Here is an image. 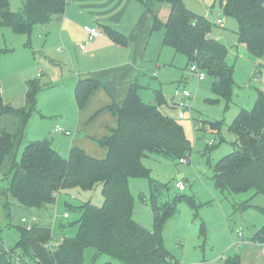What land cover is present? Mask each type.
I'll use <instances>...</instances> for the list:
<instances>
[{"label": "trees", "instance_id": "trees-1", "mask_svg": "<svg viewBox=\"0 0 264 264\" xmlns=\"http://www.w3.org/2000/svg\"><path fill=\"white\" fill-rule=\"evenodd\" d=\"M141 1V0H138ZM169 4L165 22L151 11L149 32L163 28V45L174 50L175 55L186 56L187 64H197L213 77V90L228 102L234 84L233 65L228 62L229 47L213 33L214 23L206 17L191 12L183 0H153ZM222 13L234 16L238 28L236 42L259 60L256 69L264 65V2L263 0H217ZM68 0H23L21 10H12L8 0H0V26H11L16 33L29 34L33 26L47 23L54 15L64 13ZM108 35L124 43L118 32L107 28ZM25 104L15 108L1 100L0 114L16 117L15 131L0 128V166L9 161L3 173L7 179L4 191V208L10 215V197L19 207L44 209L55 202L60 190L78 187L88 191L100 184L103 201L71 205L67 211L79 212L74 222L60 223L59 227L76 225L72 236H61L58 244L49 248L53 240L48 225L21 224L13 226L17 240L7 256L18 253L24 264H86L85 250L93 248L92 259L109 255L122 264H182L165 248L161 229L167 216L175 209V201L183 194L176 193L171 201L158 202L157 198L166 185L150 177L149 169L142 162L147 153H156L180 161L192 150L183 126L159 107L165 97L159 89L153 90L154 99L145 102L139 96L140 83L134 78L121 106L110 104L107 109L117 116V124L95 140L106 148L102 158L88 155L80 146L70 147L67 157L57 152L49 137L30 140L19 158L18 144L22 139L32 111L36 109V94L40 89L37 79L26 81ZM102 86L98 79H79L74 87V98L80 109L87 103L90 93ZM213 130H220L221 121L201 120ZM233 135L234 149L210 167L213 185L220 192L241 193L253 190L264 194V92L257 90L252 107L241 108L228 126ZM146 178L153 212V228L148 230L132 217L133 197L129 189L131 178ZM182 180V179H181ZM189 200V199H188ZM190 201V200H189ZM249 203L244 200L240 207ZM10 224V223H8ZM1 241V240H0ZM264 241V225L250 239ZM3 243L0 244V249ZM8 263V262H7ZM106 264H111L107 262ZM222 264H242L241 254L234 253L223 259Z\"/></svg>", "mask_w": 264, "mask_h": 264}, {"label": "rangeland", "instance_id": "rangeland-1", "mask_svg": "<svg viewBox=\"0 0 264 264\" xmlns=\"http://www.w3.org/2000/svg\"><path fill=\"white\" fill-rule=\"evenodd\" d=\"M183 2L191 12L206 17L212 23H215L217 18L221 19V24L214 25L213 31L215 34H220V40L229 47L227 59L233 65L234 84L231 98L226 102L224 97L214 92V79L211 75L205 73L203 80H198L195 73L190 70L186 56L178 53L174 57V50L163 45V28L151 32L144 49L143 69L138 80L142 85L138 89L139 96L145 102L152 101L153 90L159 89L165 97V103L171 104L172 95L176 91L185 89L192 95L189 100L190 109L185 110V116L180 119L177 107L173 105L165 107L164 104V108L168 109H161L163 113L174 117L183 126L184 133L192 146V150L187 154L188 163L151 152L142 157L144 166L149 169L150 177L166 185L167 189L157 198L159 203L171 201L176 193L183 194L174 202L175 209L167 216L163 224L161 229L163 244L182 264H222L224 258L234 253L241 254L242 264H264V246L250 241L264 225V194H254L253 190L222 193L213 185L210 170L212 164L234 149V137L228 131L232 120L242 107L248 109L252 107L257 97V90L264 92V82L257 76L259 73L264 74V65L258 68L259 72L254 75L255 67L260 62L247 52L243 44L236 42L237 21L234 16L220 12L217 0H183ZM168 10V3H161L157 10V17L161 22L166 21ZM24 38L26 39V36ZM40 43L41 39L33 49L27 46V49L22 50L28 54L27 60L37 61L40 58L42 55ZM0 46H5L1 36ZM20 51L21 47L18 46L16 52ZM262 62L264 63V60ZM3 65L1 64L2 67ZM27 68L30 74H36L38 71L31 66ZM60 71L59 66L51 77V83L46 80V69L39 77H36L40 84L35 98L36 109L31 112L24 135L18 144L17 158L28 141L42 140L44 137L52 138L58 152L67 157L71 147V137L79 135L73 126L77 118V114L74 113V104L71 102L68 105L69 100L64 97L65 95H54L57 91L61 93L66 90L59 83ZM1 76L3 78L4 75L1 73ZM5 80H0L1 100L4 104L21 107L25 100L22 98V92L19 91L20 88L12 86L11 82H5ZM60 110L63 113H60ZM201 120H219L222 125L220 130L210 129L207 124L202 129ZM56 124L70 131L72 136L60 131L55 133L53 128ZM5 125L7 129L15 130V119L11 122L8 120ZM211 140L214 143L209 145ZM5 168L4 164L0 166V243L3 241L0 254L7 255L6 250L11 249L17 240L16 229L9 225L29 226L35 223L48 225L52 228L53 244H58L61 236H72L76 230V225H66L61 228L60 223L74 222L79 216L78 211H67L65 203L77 205L91 201L95 205H100L103 201L100 184L88 191L78 187L63 189L53 204L40 210L32 208L35 211L17 206L14 200L8 197L10 215L7 218L8 210L4 208L6 197L1 192L5 190L8 181L3 177ZM179 175H183L182 179L186 187L182 192L175 187ZM129 189L134 204L133 219L148 230H152L153 212L148 180L131 178ZM244 200H248L249 203L244 208L235 210V207H240ZM22 217L25 218L24 221L21 220ZM235 229L242 233L241 238L245 243L238 239ZM232 232L235 240L240 241L242 245L233 243ZM85 252L86 264H106L107 262L122 264L109 255L92 259L95 252L93 248H88ZM8 259L10 260L11 257ZM0 264H5L2 255H0Z\"/></svg>", "mask_w": 264, "mask_h": 264}, {"label": "crops", "instance_id": "crops-1", "mask_svg": "<svg viewBox=\"0 0 264 264\" xmlns=\"http://www.w3.org/2000/svg\"><path fill=\"white\" fill-rule=\"evenodd\" d=\"M22 3L23 0H8L9 7L15 11L21 10ZM66 6L64 13L54 15L45 24L33 26L29 34L16 33L9 25L0 26V36L5 45L0 46V80L6 79L5 82L9 81L12 86H18L25 100L27 80L36 79L46 69V80L51 83V77L60 66L59 83L66 90L61 93L57 91L54 95H65L69 100L68 105L72 102L74 113L77 114L73 126L79 135L73 137L70 134L73 137L70 144L80 146L88 155L102 158L106 148L95 140L103 138L117 124V116L110 112L107 106H121L134 78L139 80L143 69L144 49L151 34V11L158 10L159 6H156L153 0H68ZM85 25L97 27L102 30V34L89 39L84 31ZM107 28L122 35L125 42L120 43L111 38L105 31ZM216 35L220 39V34ZM39 39L42 55L37 61L27 60L28 54L22 50L27 49V46L33 49ZM81 45L83 48H80ZM18 46L21 47L19 53L16 52ZM1 64H4L3 67ZM28 66L38 70L36 74H30ZM154 75L156 77V74ZM87 78L100 80L102 86L93 90L85 106L79 109L73 96L74 87L79 79ZM165 102V107L174 106L173 95L171 104ZM164 104L159 107L160 110L165 109ZM17 106L14 107L18 108ZM60 113L63 112L60 110ZM13 119L16 125L15 116L0 114V128L4 127L9 133L14 132L15 130L7 129L5 125L8 120L11 122ZM54 132L56 133L55 129ZM56 150L58 152V149ZM4 166L5 169L9 167L8 160H5ZM182 178L183 175H179V179ZM61 192L60 190L57 196ZM29 210L35 211L32 208ZM22 219L25 220L24 217ZM241 241L245 243L244 240ZM0 255L7 264L8 256Z\"/></svg>", "mask_w": 264, "mask_h": 264}, {"label": "built area", "instance_id": "built-area-1", "mask_svg": "<svg viewBox=\"0 0 264 264\" xmlns=\"http://www.w3.org/2000/svg\"><path fill=\"white\" fill-rule=\"evenodd\" d=\"M263 2H264V0H263ZM220 12H222L221 9H220ZM214 24L215 25H220L221 24V19L217 18L215 20ZM84 31H86V34H87L89 39H93L95 37H99L102 34V30L98 29L97 27L90 26V25H85ZM80 48H83V45H81ZM189 67H190V70L193 73H195V76H196V78L198 80H203V78L205 77V72L202 69H200L197 64H195V63L194 64H190ZM256 72H259L258 69H256V71L254 72V75H256ZM257 76L264 82V74L261 75L259 73V74H257ZM173 95H174L173 96L174 106L177 107L178 110H179L178 118L180 119V118L185 116L184 111L190 109V105L191 104H190L189 100L192 97V95L185 89H183L181 91H176ZM54 129H55L56 132L60 131V132L65 133L66 135H70L71 134L70 131L62 129L58 125L55 126ZM213 143H214V141L211 140L209 142V145H212ZM188 161H189L188 158L182 157L179 162L188 163ZM175 187L177 188V190L179 192H182L183 190H185L186 187H185L183 179L182 180L181 179L177 180L175 182ZM22 220H24V219H22ZM234 232H235L236 236L238 237V239L241 241L242 240V238H241L242 233L238 229H235ZM233 234L234 233L232 232V241H233V243L234 244H239L240 241H236ZM258 244L264 246V241H262L261 243H258ZM48 246H49V248H53V241L52 240L49 242ZM6 252L8 253L9 251L6 250ZM9 254H10V257H11V259L8 261L9 264H24L23 261L21 260L20 255L18 253H16V252L11 253L10 252Z\"/></svg>", "mask_w": 264, "mask_h": 264}]
</instances>
